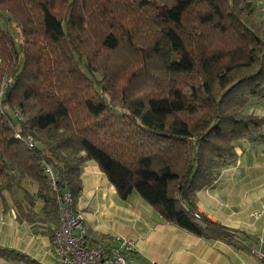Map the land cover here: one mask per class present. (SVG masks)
I'll return each instance as SVG.
<instances>
[{
	"label": "trees",
	"instance_id": "16d2710c",
	"mask_svg": "<svg viewBox=\"0 0 264 264\" xmlns=\"http://www.w3.org/2000/svg\"><path fill=\"white\" fill-rule=\"evenodd\" d=\"M257 1L0 0L20 37L0 27V176L10 189L22 177L37 186L17 218L31 221L39 200L58 224L41 159L74 206L93 160L121 199L136 192L166 222L205 240L249 238L196 217L195 194L240 141L264 142V115L247 111L264 101ZM1 258L24 255L0 245Z\"/></svg>",
	"mask_w": 264,
	"mask_h": 264
},
{
	"label": "crops",
	"instance_id": "0c3cea01",
	"mask_svg": "<svg viewBox=\"0 0 264 264\" xmlns=\"http://www.w3.org/2000/svg\"><path fill=\"white\" fill-rule=\"evenodd\" d=\"M242 142L246 144L237 149L236 160L195 194V205L200 214L249 238L234 244L205 240L168 223L136 192L121 199L93 160L83 165L82 191L75 205L83 224L85 217L90 220L87 237L105 245L120 238L130 240L129 258L137 264H264L252 254L253 249L264 250V142ZM18 181L11 189H2L0 245L24 259L1 258L0 264H51L56 261V225L42 216L39 200L34 201L31 221L17 218L15 203L25 202V188ZM36 189L28 192L34 194Z\"/></svg>",
	"mask_w": 264,
	"mask_h": 264
},
{
	"label": "built area",
	"instance_id": "2783aa9c",
	"mask_svg": "<svg viewBox=\"0 0 264 264\" xmlns=\"http://www.w3.org/2000/svg\"><path fill=\"white\" fill-rule=\"evenodd\" d=\"M261 18H264V0H258ZM8 82L10 79L7 80ZM15 115L18 116L17 113ZM16 138H21L15 132ZM29 148L35 146V141L31 136L25 138ZM44 175L50 183V188L55 194L58 224L53 232V245L56 261L51 264H128V258L132 254L133 245L130 240L121 239L113 245L90 244L86 239L87 234L82 221V212L73 204V197L66 189L57 187L56 169L44 159L39 164ZM3 177L0 176V186ZM258 211L254 212L257 216ZM196 212L195 216L199 217ZM252 254L264 263V250L257 248L252 250Z\"/></svg>",
	"mask_w": 264,
	"mask_h": 264
},
{
	"label": "rangeland",
	"instance_id": "374dc122",
	"mask_svg": "<svg viewBox=\"0 0 264 264\" xmlns=\"http://www.w3.org/2000/svg\"><path fill=\"white\" fill-rule=\"evenodd\" d=\"M0 27L8 29V31L12 34V37L15 40V43H19L20 37H19V33H18V28L12 22H8L5 19H3L2 17H0ZM247 111L249 113L264 115V101H259V102L252 101V102H250L248 104ZM244 144H246V143L242 142L241 144H239L237 149L241 150V148H242V146H244ZM238 153L240 154V151H238ZM25 178L27 181L23 180V177L21 179H19V181L17 180L19 183H22L21 186L25 188V191H32L33 189H35L36 183L27 177H25ZM5 186H6V183L3 181V183L1 184L0 187L4 188ZM84 227L86 228V230H88L89 227H91L90 220H88V218H86V217L84 218ZM88 232H90V230H88ZM118 240H121V238ZM118 240H115V241L118 242ZM128 264H137V260L128 258Z\"/></svg>",
	"mask_w": 264,
	"mask_h": 264
}]
</instances>
